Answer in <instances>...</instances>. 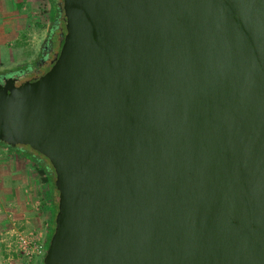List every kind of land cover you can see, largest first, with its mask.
I'll list each match as a JSON object with an SVG mask.
<instances>
[{
	"label": "water",
	"instance_id": "obj_1",
	"mask_svg": "<svg viewBox=\"0 0 264 264\" xmlns=\"http://www.w3.org/2000/svg\"><path fill=\"white\" fill-rule=\"evenodd\" d=\"M61 11L50 67L0 86V141L53 172L41 264H264V0Z\"/></svg>",
	"mask_w": 264,
	"mask_h": 264
},
{
	"label": "crops",
	"instance_id": "obj_2",
	"mask_svg": "<svg viewBox=\"0 0 264 264\" xmlns=\"http://www.w3.org/2000/svg\"><path fill=\"white\" fill-rule=\"evenodd\" d=\"M35 9L33 0H0V68L24 67L39 52L46 27L39 24ZM22 149L23 153L0 144V237L10 227L28 229L39 220L45 240L47 213L38 206L45 202L49 208L47 185L37 171L36 156ZM10 256L9 262L0 240V264L19 263Z\"/></svg>",
	"mask_w": 264,
	"mask_h": 264
},
{
	"label": "flooded vegetation",
	"instance_id": "obj_3",
	"mask_svg": "<svg viewBox=\"0 0 264 264\" xmlns=\"http://www.w3.org/2000/svg\"><path fill=\"white\" fill-rule=\"evenodd\" d=\"M54 1V7H57L56 15L54 19H50V26L46 30V34L41 42V48L38 52L37 59L30 66H24L23 68L17 70L14 74H8L0 76V86L3 84L5 79H16L20 75L28 76L25 78L26 81H31L34 78H37L42 73H44L51 65L54 57L58 53L60 41L62 34L64 33L62 23H63V14L61 11V5ZM42 67H46L45 71H41ZM3 87V86H2Z\"/></svg>",
	"mask_w": 264,
	"mask_h": 264
},
{
	"label": "built area",
	"instance_id": "obj_4",
	"mask_svg": "<svg viewBox=\"0 0 264 264\" xmlns=\"http://www.w3.org/2000/svg\"><path fill=\"white\" fill-rule=\"evenodd\" d=\"M0 240L9 262L12 260L10 255L14 254L19 260L18 264H41L46 243L40 232L10 229L1 235Z\"/></svg>",
	"mask_w": 264,
	"mask_h": 264
},
{
	"label": "rangeland",
	"instance_id": "obj_5",
	"mask_svg": "<svg viewBox=\"0 0 264 264\" xmlns=\"http://www.w3.org/2000/svg\"><path fill=\"white\" fill-rule=\"evenodd\" d=\"M36 4V9H35V12H37L36 16L38 15L39 17V24H41L42 26H45L46 27V30L48 29V27L50 26L51 22H50V18H48V13L51 14L52 13V8H49L48 6V2L47 0H33ZM56 2L59 3V6L61 5V0H55ZM37 17V19H38ZM46 30L43 32L42 36H41V42H42V39L44 38L45 34H46ZM37 56H38V53L35 55V58H33V60H31L30 62H28L26 64V66H30L33 64V62L37 59ZM23 67H12V68H0V76H4V75H8V74H14L15 72H17V70L21 69ZM46 67H42L41 68V71H45ZM29 76V75H28ZM28 76H23V75H20L18 78L14 79L15 82L13 83H16V82H19V81H22L24 80L25 78H27ZM9 83V80L7 81V84ZM21 148L24 147V149L26 150H29L34 156H36V160H39L41 163H43L45 166L48 165L50 166L48 160L46 158H44L43 156H41L40 154H38L37 152L31 150L30 148H28L27 146L25 145H17ZM43 212L47 213L46 215V220L48 221V229H49V224H50V221H51V218L49 217V212L52 211L54 209L53 208H50V209H46V206H45V202H42L41 205L38 206ZM42 207V208H41ZM52 209V210H51ZM40 210V211H41ZM47 210V211H46ZM55 214V213H54ZM44 217V216H43ZM40 221L36 220V225L35 224H32L31 227H29L28 229L27 228H13V227H10V229H17V230H35L36 232H40L41 236L43 237V228L42 226H40ZM51 225V224H50ZM4 233V232H3ZM2 233V234H3ZM52 233V232H51ZM47 234V233H46ZM1 238V237H0ZM47 242L48 240L46 241L45 239V243H46V246H47Z\"/></svg>",
	"mask_w": 264,
	"mask_h": 264
},
{
	"label": "trees",
	"instance_id": "obj_6",
	"mask_svg": "<svg viewBox=\"0 0 264 264\" xmlns=\"http://www.w3.org/2000/svg\"><path fill=\"white\" fill-rule=\"evenodd\" d=\"M47 2H48L49 8L53 9L51 14L48 13V18L54 19L55 15H56L57 7L53 8L54 7V1L53 0H47ZM0 144L6 145V144L2 143L1 141H0ZM6 146L9 148H12L13 150H17V151H20L22 153L24 152V150L19 146H14V147H10L9 145H6ZM34 160H35V162H37L36 165H37L38 173L40 175H42V180L47 185V191H48L47 192V206H49L48 209L54 207V209L53 210L51 209L52 211L49 212V217L51 218V221H50L51 225L49 224V229H48L47 236H46V241H47L51 235L52 230H53V217H54V213L56 212L57 192H56L54 185H53L52 168L48 165L45 166L39 160H36L35 157H34Z\"/></svg>",
	"mask_w": 264,
	"mask_h": 264
}]
</instances>
